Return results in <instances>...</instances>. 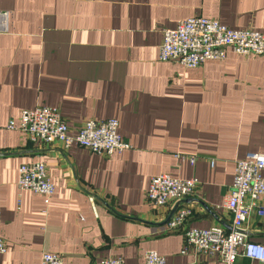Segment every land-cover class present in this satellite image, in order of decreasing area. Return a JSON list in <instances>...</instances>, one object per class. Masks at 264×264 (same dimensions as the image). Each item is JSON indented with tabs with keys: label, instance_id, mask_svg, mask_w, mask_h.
Returning <instances> with one entry per match:
<instances>
[{
	"label": "crops",
	"instance_id": "1",
	"mask_svg": "<svg viewBox=\"0 0 264 264\" xmlns=\"http://www.w3.org/2000/svg\"><path fill=\"white\" fill-rule=\"evenodd\" d=\"M194 16L264 33V0H0V264H41L46 252L66 264H146L150 250L166 264H224L182 253L184 233L231 229L237 161L264 153V55L229 48L197 68L161 61L164 29ZM41 106L57 108L73 132L115 118L131 148L99 154L8 128ZM37 161L55 185L48 203L18 186L19 167ZM160 174L198 186L156 206L147 191ZM176 206L193 213L169 231ZM245 228L264 245V213ZM235 264L262 263L240 253Z\"/></svg>",
	"mask_w": 264,
	"mask_h": 264
},
{
	"label": "built area",
	"instance_id": "2",
	"mask_svg": "<svg viewBox=\"0 0 264 264\" xmlns=\"http://www.w3.org/2000/svg\"><path fill=\"white\" fill-rule=\"evenodd\" d=\"M242 55H264V33L252 29H233L214 18L194 16L178 21L175 27L163 31L160 60L180 63L187 68L200 67L208 60L226 58L227 50ZM115 118L89 120L73 132L57 108L41 106L25 109L19 123L11 120L8 128L24 131L30 140L61 141L65 147L77 144L99 154L112 155L131 145L118 131ZM194 162V158H191ZM18 186L41 194L48 203L55 185L41 161L23 163L19 167ZM197 179H182L169 174L151 178L147 197L156 206L170 201L182 202L194 194ZM264 153L251 152L237 161L235 176L225 206L232 214L231 229L217 225L209 228H189L185 231L182 253L191 247L198 253L218 256L224 264H235L242 253L245 257L264 264V245L247 238L245 225L254 214L264 213ZM190 207H179L168 220L166 228L172 231L192 215ZM2 214L0 211V230ZM241 249V251H240ZM7 243L0 234V255L6 253ZM146 264H166L164 256L150 250L145 253ZM41 264H66L62 255L46 252ZM100 264H123L120 257L104 258Z\"/></svg>",
	"mask_w": 264,
	"mask_h": 264
},
{
	"label": "water",
	"instance_id": "3",
	"mask_svg": "<svg viewBox=\"0 0 264 264\" xmlns=\"http://www.w3.org/2000/svg\"><path fill=\"white\" fill-rule=\"evenodd\" d=\"M178 208V206L175 207V209H173L172 213H171V216L174 214V212L176 211V209ZM171 216L169 217V219L171 218ZM168 219V220H169Z\"/></svg>",
	"mask_w": 264,
	"mask_h": 264
}]
</instances>
